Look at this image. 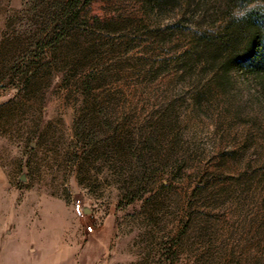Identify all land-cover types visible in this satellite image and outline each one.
Returning a JSON list of instances; mask_svg holds the SVG:
<instances>
[{
    "label": "rangeland",
    "instance_id": "obj_1",
    "mask_svg": "<svg viewBox=\"0 0 264 264\" xmlns=\"http://www.w3.org/2000/svg\"><path fill=\"white\" fill-rule=\"evenodd\" d=\"M260 9L0 0V223L92 264H264V87L178 63Z\"/></svg>",
    "mask_w": 264,
    "mask_h": 264
},
{
    "label": "trees",
    "instance_id": "obj_2",
    "mask_svg": "<svg viewBox=\"0 0 264 264\" xmlns=\"http://www.w3.org/2000/svg\"><path fill=\"white\" fill-rule=\"evenodd\" d=\"M194 37V42L179 57L182 71L204 62L213 77L221 79L222 75L236 70L252 75L264 87V10H250L219 32H196Z\"/></svg>",
    "mask_w": 264,
    "mask_h": 264
},
{
    "label": "crops",
    "instance_id": "obj_3",
    "mask_svg": "<svg viewBox=\"0 0 264 264\" xmlns=\"http://www.w3.org/2000/svg\"><path fill=\"white\" fill-rule=\"evenodd\" d=\"M0 223V264H92L93 252L63 246L61 236L31 231L24 237Z\"/></svg>",
    "mask_w": 264,
    "mask_h": 264
},
{
    "label": "built area",
    "instance_id": "obj_4",
    "mask_svg": "<svg viewBox=\"0 0 264 264\" xmlns=\"http://www.w3.org/2000/svg\"><path fill=\"white\" fill-rule=\"evenodd\" d=\"M73 210L78 216H84L85 213H86L85 207L83 205V202L80 199H77L76 201H74ZM88 230L92 232L93 231V227L89 226Z\"/></svg>",
    "mask_w": 264,
    "mask_h": 264
},
{
    "label": "clouds",
    "instance_id": "obj_5",
    "mask_svg": "<svg viewBox=\"0 0 264 264\" xmlns=\"http://www.w3.org/2000/svg\"><path fill=\"white\" fill-rule=\"evenodd\" d=\"M237 20H239V17H237Z\"/></svg>",
    "mask_w": 264,
    "mask_h": 264
},
{
    "label": "water",
    "instance_id": "obj_6",
    "mask_svg": "<svg viewBox=\"0 0 264 264\" xmlns=\"http://www.w3.org/2000/svg\"><path fill=\"white\" fill-rule=\"evenodd\" d=\"M88 213H89V211H88Z\"/></svg>",
    "mask_w": 264,
    "mask_h": 264
}]
</instances>
